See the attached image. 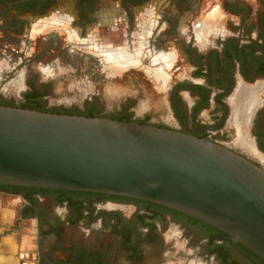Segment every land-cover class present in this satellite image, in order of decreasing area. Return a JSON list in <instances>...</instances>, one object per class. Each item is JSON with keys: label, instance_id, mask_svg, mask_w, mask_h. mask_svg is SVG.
<instances>
[{"label": "flooded vegetation", "instance_id": "obj_1", "mask_svg": "<svg viewBox=\"0 0 264 264\" xmlns=\"http://www.w3.org/2000/svg\"><path fill=\"white\" fill-rule=\"evenodd\" d=\"M115 52L140 66L112 75L105 58ZM69 76L97 80L100 117L126 112L131 122L205 138L264 169V0H0V88L20 82L25 92H0V104L21 107L37 89L44 106ZM113 83L131 93L124 89L120 110L104 113L97 100L106 88L123 91ZM147 97L155 108L139 113L134 106ZM20 188L0 186L1 198L21 204L7 215L0 206V244L34 228L35 252L10 253L21 264H264L238 259L236 250L249 252L225 233L157 204ZM188 234L199 241L194 253L182 243Z\"/></svg>", "mask_w": 264, "mask_h": 264}, {"label": "water", "instance_id": "obj_2", "mask_svg": "<svg viewBox=\"0 0 264 264\" xmlns=\"http://www.w3.org/2000/svg\"><path fill=\"white\" fill-rule=\"evenodd\" d=\"M0 185L150 202L222 231L264 260V169L205 138L0 104Z\"/></svg>", "mask_w": 264, "mask_h": 264}, {"label": "rangeland", "instance_id": "obj_3", "mask_svg": "<svg viewBox=\"0 0 264 264\" xmlns=\"http://www.w3.org/2000/svg\"><path fill=\"white\" fill-rule=\"evenodd\" d=\"M117 53V52H115ZM112 53V54H115ZM108 55V54H107ZM107 59V56L106 58ZM108 62V61H106ZM109 63V62H108ZM107 63V65H108ZM131 66V65H129ZM134 66V64H133ZM140 65H136L138 67ZM128 67V66H126ZM125 68V67H123ZM149 76H152L153 74L148 73ZM154 76V75H153ZM69 78V80H68ZM67 78L68 83L66 84L65 82L58 81L55 83V88L53 93L47 97V101L43 107L47 109L51 108H56V109H67V110H83L86 111L92 107V102L95 100L94 94L101 92L102 91L99 89V86L97 84V80H90L88 79V76H83L82 78H76L69 76ZM21 83L17 82L14 84V86L9 87L6 85V88H0V92H3L4 94H9V95H14L17 97L22 96L25 92L22 90ZM120 88L123 90L122 92L119 91H113L110 90V88H106L105 95H102L97 102V108H99L100 111L106 113V112H117L120 110V101L122 99V93L124 92V89H128L129 93H131V88L126 86L123 87L124 85L113 83L112 88ZM101 88V87H100ZM71 90V91H70ZM134 93V92H133ZM93 98V99H92ZM60 102H66L70 103L69 106L64 107L63 105H60ZM154 103L151 101L149 97L146 99H142L140 104L138 106H134L135 110L138 111L139 113L143 111L144 108H149V109H154ZM0 206L3 209H6L3 214L7 215L10 211L15 212L17 214V211L21 208V204L19 201H15L13 198L10 197H0ZM2 215V214H1ZM17 216V215H16ZM31 232L27 231H22L20 234L15 233L12 235L13 237L7 238L3 240V246L0 244V264H21V261L14 257V255H10L12 251H19V247L21 249L20 253L24 255L23 252L27 249V247L31 248L32 251L35 252V238H36V233L34 228H31ZM189 235V234H188ZM186 236L183 243L184 247H187V250L190 252H195L196 247L199 244V241L192 236ZM190 242V243H189ZM4 250V251H2ZM15 253V252H13ZM6 256L9 257H4ZM9 254V255H8ZM235 255L238 259H243L248 261H251L252 256L250 254H247L245 251L242 249H238L235 251ZM193 259H200L199 255H193ZM251 258V259H250ZM252 262V261H251ZM253 264H259L257 261L253 260ZM211 264V263H209ZM215 264H221L215 263Z\"/></svg>", "mask_w": 264, "mask_h": 264}, {"label": "trees", "instance_id": "obj_4", "mask_svg": "<svg viewBox=\"0 0 264 264\" xmlns=\"http://www.w3.org/2000/svg\"><path fill=\"white\" fill-rule=\"evenodd\" d=\"M41 95V92L37 89H35L32 93H28V95L26 96V101L25 104L23 106H21L20 108H24V109H32V110H39V111H47V112H53V113H63V114H78V115H84L86 117H100L99 115L96 114V108L94 106H92L90 109H88L85 113H78L75 112L74 110H65V109H50V110H44L43 109V105L41 104V102L39 101V97ZM4 106H9L7 104H2ZM129 115L126 112H123L122 114H120L119 120L120 121H128L129 120ZM4 188H9L12 190L13 189H17V190H21L20 187H14V186H3L0 185ZM232 242V241H230ZM239 246L241 248H243L244 250H247L249 252L250 255L256 256V258H258L259 260H261V262L264 263V260H262L260 257H258L257 255H255L252 251H250L249 249H247L246 247H244L243 245L239 244ZM227 253H223L222 258H227Z\"/></svg>", "mask_w": 264, "mask_h": 264}, {"label": "bare ground", "instance_id": "obj_5", "mask_svg": "<svg viewBox=\"0 0 264 264\" xmlns=\"http://www.w3.org/2000/svg\"><path fill=\"white\" fill-rule=\"evenodd\" d=\"M203 32L207 33L206 30ZM202 38H204V37H202ZM106 61L109 62V63L107 62L108 63L107 67L110 68V70L112 71V73H111L112 75H116L117 73L121 74V72H123V70L125 69L123 67L133 65V64H134V66H136L139 64L137 61H134V60L129 61L127 56L122 52H117L115 54H108ZM148 73L153 74L155 77H158L160 74V73L158 74V72H154L152 70L148 71Z\"/></svg>", "mask_w": 264, "mask_h": 264}]
</instances>
